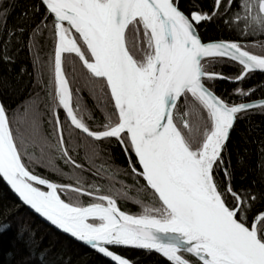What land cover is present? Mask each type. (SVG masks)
<instances>
[{
  "label": "snow or ice",
  "instance_id": "snow-or-ice-1",
  "mask_svg": "<svg viewBox=\"0 0 264 264\" xmlns=\"http://www.w3.org/2000/svg\"><path fill=\"white\" fill-rule=\"evenodd\" d=\"M23 20L15 28L5 20L0 62L15 64L24 49L39 59L46 35L53 53L44 98L21 106L29 135L20 119L13 127L0 102V180L21 205L105 264H134L124 248L165 264H264V147L255 186L236 183L232 158L241 124L264 115V99L245 86L264 73V54L250 50L264 49V0H190L187 7L183 0H36ZM210 24L237 39H205L201 29ZM225 65L236 73L214 70ZM78 78L95 98L91 108L73 87ZM217 81L234 85L232 93L218 94ZM41 105L54 143L42 129ZM65 125L88 168L69 149ZM37 144L38 157L29 151ZM112 146L126 167L106 153ZM40 166L56 175L40 174ZM121 200L140 212L122 210ZM18 238L33 264L51 255L29 229Z\"/></svg>",
  "mask_w": 264,
  "mask_h": 264
},
{
  "label": "trees",
  "instance_id": "trees-1",
  "mask_svg": "<svg viewBox=\"0 0 264 264\" xmlns=\"http://www.w3.org/2000/svg\"><path fill=\"white\" fill-rule=\"evenodd\" d=\"M36 0H0V12L8 9L6 16L0 15V30L3 29L5 20L8 28H15L23 24V13L31 7ZM210 2V0H205ZM185 6H189L190 0H183ZM201 35L205 39L227 38L237 39L235 35L226 31L222 25L210 24L201 29ZM27 39V36L25 37ZM252 43L251 39L249 40ZM256 54H264V49L252 47ZM53 53V43L50 36L46 35L39 44L38 56L35 50L29 53L27 49L22 50L13 65L0 62V102L4 103L9 109L10 117H14L13 127L16 128V119H20V130L27 136L30 133L28 125L25 123L24 114L21 106L31 103L38 94L43 99L45 93L42 89V82L50 77L48 61ZM78 67V65H77ZM24 69V72H21ZM66 70L71 78V62L66 64ZM215 71L223 72L227 75H234L237 71L235 65L216 66ZM81 87L83 101L89 108L95 103V98L90 95L87 87L83 85L81 79L73 83V87ZM246 87L256 88L254 99H264V74L253 73L246 81ZM234 85L225 81H217L215 89L218 94H231ZM31 98V99H30ZM19 113V116H16ZM42 129L51 142L55 140L51 136L52 126L48 121L50 115L44 105H41ZM63 118V113L61 112ZM250 129V132L244 130ZM243 137V139H241ZM65 139L68 147L72 151L74 158L85 168L89 167V162L85 157L83 149L75 148V140H70L67 135V125H65ZM232 158L237 164L238 174L236 183L247 187L249 184L255 186V182L261 179L260 161L261 149L264 147V115L258 111L254 112L250 119L240 126L238 133L233 135ZM37 157L41 155V145L37 144L29 148ZM106 153L115 158V164L126 167L124 157L116 146L106 147ZM100 161H96L99 165ZM58 166L68 174L71 172L70 166H65L63 161L57 160ZM42 175H56L50 169L40 166L36 169ZM122 210L134 214L140 212V208L132 201L121 200ZM7 223V229L0 231V264H33L29 250L23 241L18 238V233L22 228L29 229L35 234L37 244L42 249L51 250V255L42 264H105L104 260L95 252L88 250L65 236L55 232L45 224L38 221L27 209L21 206L11 195L9 190L0 180V225ZM124 255L134 261V264H165L163 258L156 254H148L144 251L132 249H120Z\"/></svg>",
  "mask_w": 264,
  "mask_h": 264
},
{
  "label": "water",
  "instance_id": "water-1",
  "mask_svg": "<svg viewBox=\"0 0 264 264\" xmlns=\"http://www.w3.org/2000/svg\"><path fill=\"white\" fill-rule=\"evenodd\" d=\"M256 73H261V72H256ZM264 74V73H263ZM2 181V180H1ZM2 183L4 184V186L9 190V192L11 193V195L16 199V201L21 205L20 201L18 200V198L15 196V194L10 190V188L2 181ZM22 206V205H21ZM25 209H27L35 218H37L41 223L45 224L47 227L53 229L55 232L65 236L66 238L72 240L73 242L79 244L80 246L91 250L94 252V250L90 249L88 246L83 245L81 242L75 241L73 238L67 236L66 234L61 233L60 231H58L57 229L54 228V226H51L48 222L44 221L43 218L39 217L38 215L34 214L30 209H28L26 206H23ZM125 249H132V248H125ZM132 250H137V249H132ZM142 251V250H139Z\"/></svg>",
  "mask_w": 264,
  "mask_h": 264
},
{
  "label": "bare ground",
  "instance_id": "bare-ground-1",
  "mask_svg": "<svg viewBox=\"0 0 264 264\" xmlns=\"http://www.w3.org/2000/svg\"><path fill=\"white\" fill-rule=\"evenodd\" d=\"M37 219V218H36ZM38 220V219H37ZM39 221V220H38ZM53 230V229H52Z\"/></svg>",
  "mask_w": 264,
  "mask_h": 264
}]
</instances>
